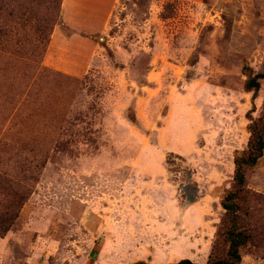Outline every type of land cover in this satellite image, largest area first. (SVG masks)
<instances>
[{"label": "rangeland", "instance_id": "1", "mask_svg": "<svg viewBox=\"0 0 264 264\" xmlns=\"http://www.w3.org/2000/svg\"><path fill=\"white\" fill-rule=\"evenodd\" d=\"M0 18V177L27 193L0 264L222 258L235 157L264 120V80L245 88L264 0H0ZM247 180L264 222V156Z\"/></svg>", "mask_w": 264, "mask_h": 264}, {"label": "trees", "instance_id": "2", "mask_svg": "<svg viewBox=\"0 0 264 264\" xmlns=\"http://www.w3.org/2000/svg\"><path fill=\"white\" fill-rule=\"evenodd\" d=\"M9 15L13 13L10 10ZM8 26L0 18V38ZM264 80L262 73H249L245 88L253 93V100L258 97L261 82ZM250 116V138L247 148L235 157V173L232 188L226 193L222 201L225 211L224 220L220 229V237L227 245L226 254L222 258H212L206 264H241L242 251L248 245L256 243L264 247V222H253V210L249 204L260 198L252 194L247 186V175L264 156V120L254 119ZM12 193L13 201L8 206H0V238L6 236L19 217V210L27 200L26 190L19 183L0 177V191ZM135 264H147L143 261ZM174 264H199L189 259L181 260Z\"/></svg>", "mask_w": 264, "mask_h": 264}]
</instances>
